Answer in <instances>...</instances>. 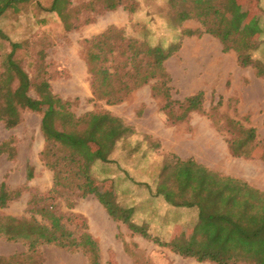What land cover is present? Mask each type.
<instances>
[{
	"label": "rangeland",
	"instance_id": "rangeland-1",
	"mask_svg": "<svg viewBox=\"0 0 264 264\" xmlns=\"http://www.w3.org/2000/svg\"><path fill=\"white\" fill-rule=\"evenodd\" d=\"M49 1L18 2L0 16V32L10 42L21 44L22 49L15 57L22 61L29 76L46 79L54 95L70 101V111L76 117L89 112H108L131 128L132 132L117 143L112 162H96L91 167L93 187L110 191L122 207H133L132 220L145 228L148 237L133 233L126 224L113 220L94 195L79 197L77 192L66 189L53 190V172L39 157L45 144L39 112L24 111L21 122L12 129H6L0 122V143L11 139L10 146L15 152L12 159L7 154L0 155V184L8 189L22 188L19 198L9 202L0 213L48 224L38 213L45 206L60 218L65 231L71 232L64 234L65 242L96 248V264H216L182 257L169 246H160L155 238L161 242L188 241L185 229L170 228L168 219L154 221L151 207L138 211L136 204L151 197L156 184L163 182L162 185L170 186L166 174L174 158L154 138V135L165 137L168 145L172 118L167 117L165 106L169 101L174 111L176 102L202 91V111L191 113L188 117L192 120L185 121L192 123L190 128L205 126V121L200 119L207 118L225 140L242 137V129L248 128H254L257 139L263 140L264 77H256L251 66H240L238 52H223L221 43L209 34L180 37L182 31L199 29L200 24L193 19L178 22V12L202 0H124L123 5L110 11L103 8L104 0H66V9L70 11L66 21L43 11ZM222 1L227 9L219 23L229 27L238 22L241 48L251 50L253 58L264 63V13L260 19L262 31L258 32L254 21L260 11L255 2ZM258 1L264 10V0ZM75 21L77 27L66 30ZM108 27L122 29L125 38L134 39L137 44L163 48L170 43L178 44L177 51L163 63L165 76L133 89L115 104L93 97L92 76L84 58L85 42ZM8 51V41L0 38V63ZM112 65L121 67L122 59L116 58ZM164 84L169 88V101L161 92ZM29 96L39 99L40 92L31 89ZM185 122L179 124L181 131L187 128ZM229 161L227 158L222 162L224 168ZM198 167L212 175L205 174L209 182H221L222 174L203 165ZM155 171L158 172L154 174ZM29 172L32 177L27 180ZM261 174V180L257 179L264 182ZM239 184L223 180L220 185L232 194L242 190V186L237 189ZM243 184L251 187L247 182ZM252 192L254 198L264 196V191L258 188ZM157 206L158 214L166 215L167 206L161 203ZM8 256H14L13 263L4 259ZM0 257H3L0 264H91L92 259L80 246L44 244L29 251L24 243L4 239H0Z\"/></svg>",
	"mask_w": 264,
	"mask_h": 264
},
{
	"label": "trees",
	"instance_id": "trees-1",
	"mask_svg": "<svg viewBox=\"0 0 264 264\" xmlns=\"http://www.w3.org/2000/svg\"><path fill=\"white\" fill-rule=\"evenodd\" d=\"M22 1L26 0H0V16ZM249 1L255 2L260 11L254 26L261 32L260 19L264 10L258 0ZM103 3V8L110 11L123 5L124 0H104ZM66 7V0H50L43 11L54 13L66 21L70 13ZM226 9L227 5L222 0H202L188 10H181L177 14L178 22L193 19L198 21L200 28L184 30L180 37L209 34L221 43L223 52H238L240 66H251L256 77H264V63L254 59L251 50L241 48L237 36L241 33L238 22L229 27L219 23ZM76 27L77 21L72 27L67 25L66 30ZM0 38L9 43V51L0 63V122L6 129H12L21 122L24 111L39 112L40 131L45 143L39 157L53 172V190L66 189L77 192L79 197L94 195L113 220L126 224L133 233L148 237L145 228L133 222V207H122L110 191H99L93 187L91 167L96 162H112L117 143L132 132L131 128L108 112H89L76 117L70 111V101L54 95L46 79H36L24 70L22 61L15 57L22 49L21 44L10 42L1 32ZM85 43L84 58L88 73L92 76V95L104 99L108 104L119 103L133 89L165 76L163 63L178 48L176 43H170L164 48L137 44L136 40L125 38L122 29L113 27H108ZM116 58L122 59L121 67L112 65ZM31 89L40 92L39 99L29 96ZM168 90L165 84L161 88L167 101ZM203 100V92L198 91L180 102H174L177 105L174 111L173 103L169 101L165 109L167 117L172 118L170 124L187 121L191 113L201 112ZM242 133V137L226 140L232 156L264 162V139H257L254 128L242 129ZM10 142L11 139L0 143V155L7 154L12 159L15 152ZM205 174L208 173L192 160L179 162L174 159L170 164L166 174L170 186L162 185L161 182L158 186L156 184L155 192L163 195L168 203L195 206L198 209V220L189 230H185L188 241L161 242L157 238L154 241L160 246H169L182 257H191L198 262L233 264L243 261L247 264H264V196L254 198L252 191L256 189L245 187L242 181L223 175L221 182L229 180L240 183L237 189L242 186L240 192L226 193L221 182H209ZM31 177L29 172L27 180ZM21 192L22 188L8 189L1 183L0 210L19 198ZM38 213L48 224L32 218H16L0 213V239L24 243L29 251L44 244L67 248L80 246L92 257L91 264H96L97 251L94 246L76 242L68 244L63 236L71 232L65 231L60 218L45 206L39 208ZM4 259L10 263L14 256Z\"/></svg>",
	"mask_w": 264,
	"mask_h": 264
},
{
	"label": "crops",
	"instance_id": "crops-1",
	"mask_svg": "<svg viewBox=\"0 0 264 264\" xmlns=\"http://www.w3.org/2000/svg\"><path fill=\"white\" fill-rule=\"evenodd\" d=\"M192 119H187V121ZM200 121H205V126L201 128L189 127L192 123L187 124L185 131L180 128L176 122L169 127V141L168 145L165 137L162 138L154 135L155 139L160 141L161 147H165L175 161L187 162L194 161L198 165H203L207 169L218 172L224 176H229L242 182H247L254 189L264 191V182L259 181L261 175L264 174V162L259 159H245L242 157L234 158L229 150L228 144L223 136L212 127L211 121L207 118H201ZM191 130V131H190ZM230 159L224 168L222 162ZM157 171H155L156 173ZM261 180V179H260ZM136 204L138 211L145 206L152 208L153 220L162 221L168 219L167 222L171 224L170 228L177 226L189 230L198 220V209L195 206L174 205L165 201L163 195L154 194L145 200ZM167 206L166 215L156 211L159 204ZM182 204V202H180ZM154 208V209H153ZM149 221V219H147Z\"/></svg>",
	"mask_w": 264,
	"mask_h": 264
}]
</instances>
